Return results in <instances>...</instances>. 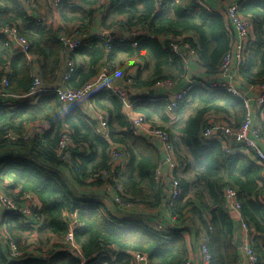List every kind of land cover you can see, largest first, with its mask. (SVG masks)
Here are the masks:
<instances>
[{"label":"trees","instance_id":"1","mask_svg":"<svg viewBox=\"0 0 264 264\" xmlns=\"http://www.w3.org/2000/svg\"><path fill=\"white\" fill-rule=\"evenodd\" d=\"M23 1L0 0V28L16 29L28 45L26 55L21 54L5 45L7 38L0 33V195L13 200L17 207L27 204L25 194L33 196L37 204L32 216L41 219L42 224L33 228V223L19 213L5 214L2 220L0 215V227L15 241L20 254L10 258L0 242V264H130L135 254L145 256L151 264H185V229L160 233L141 221H116L106 207L89 196L90 188H95L108 197L101 190V185L107 184L125 203L150 213L163 210L165 187L154 180L162 156L144 137L131 134L121 103L109 91L101 89L90 101L109 115L106 138L76 105L61 114L53 94L42 95L33 104H17L16 96L29 92L35 75L45 87L56 84L78 89L95 78L103 65L111 68L112 79L115 66L122 68L129 60L147 67L153 64L155 69L141 80L137 66L133 88H150L166 79L175 82L186 73L184 60L171 53L162 37L191 48L197 64L208 74L218 75L233 41L230 24L193 0H163L160 6V0H105V8L99 6L102 0H75L78 7H69L68 0H62L57 13L64 27L56 29L36 25ZM101 12L104 32H147L149 37H141L137 47L130 41L116 45L115 40L108 54L101 31L71 54L74 63L77 58L76 71L70 80L61 83L65 57L58 34L75 30L87 33L97 24V14ZM238 12L250 20L252 30L238 75L243 84L260 87L264 85V0H248ZM189 34L196 41L185 37ZM121 52L122 57L118 55ZM121 77L120 83H124L131 73ZM3 81L7 84L3 85ZM188 96L191 113L176 124L170 123L164 101L149 102V92L134 106L135 114L150 129L167 132L174 155L184 169L181 174L175 172L181 196L168 213L175 221L200 215L212 254L210 264H238L236 226L224 200L225 190H233L241 220L256 233L251 248L258 257L257 264H264V166L243 152L226 155L221 135L208 142L201 137L209 115L220 116L231 129H238L245 119L244 103L224 91L210 92L199 86L192 87ZM257 115L262 133L264 104ZM65 133L70 142L66 149H60ZM8 134L15 140L8 141ZM111 143L124 148L129 163L113 181L95 178L109 169ZM72 214L82 224L73 232L78 253L69 251L65 243L64 215Z\"/></svg>","mask_w":264,"mask_h":264},{"label":"built area","instance_id":"2","mask_svg":"<svg viewBox=\"0 0 264 264\" xmlns=\"http://www.w3.org/2000/svg\"><path fill=\"white\" fill-rule=\"evenodd\" d=\"M61 1L62 0H50L51 8L57 11L59 9ZM193 1L197 6L201 5L200 0ZM23 3L26 4L27 10L29 12L32 10V7H34L33 0H24ZM162 3L163 0H160L158 6L162 5ZM239 6L240 5L234 0H228L226 2L225 19L231 25L235 37L233 38V41L231 43L230 50L222 60L220 72L218 75H216V80L189 85L173 93L166 100L165 111L168 117H174L178 113L180 108L189 101L188 91L194 86H199L202 89L210 92L224 91L228 94L240 98L243 101L246 109L245 119L241 126L235 130L231 129L226 123L216 125L212 123H206L201 137L204 141L208 142L213 140L217 136V132L220 131L219 135L223 136L225 139L224 149L226 155L230 156L237 152H242V150H239V148L243 147L249 152L248 155H250L253 160L258 162L260 166H264V145L261 148L257 143V141L262 138V133L259 125L253 124L251 114V100L227 82V79L231 76L232 66L235 65L236 72H238L239 68L244 64L245 50L249 40L252 38L251 22L249 19L243 18L239 15ZM32 20L36 25L39 26H44L46 23L43 15H35L33 16ZM0 33L7 38V43L5 44L6 46H14L19 53L26 55L28 50L27 42L22 37H20L16 29L1 27ZM102 37L104 40L105 51L106 53L110 54L112 49L114 48L113 45L115 38L108 32H104L102 34ZM130 37L132 46L137 47L139 43L138 41L142 37L141 34L139 32L133 31ZM87 38V33H80L76 30L72 33L62 31L58 34V41L64 48L65 57L64 68L60 77L61 83L64 84L65 82L70 80V78L76 71V65L70 58V56L88 42L89 39ZM162 40L168 43V49L171 51V53L182 60H184L186 54L195 56V53L191 48L176 43L177 40H174L173 38L162 37ZM133 76L134 74L131 72V78H126L125 82L121 85H115L112 83V80L110 78L109 65L105 64L100 68L97 76L91 81L85 83L78 89H70L64 88L62 86H56L52 88L45 87L41 81V78L35 75L32 87L29 92L21 96H16L17 104H33L35 100L42 95L53 94L56 96L57 101L60 105V113L65 115L71 110L72 107H74L81 101H84L86 98L93 95L97 91L105 89L109 91L121 103L123 110L131 112L133 105L132 91L134 90V83L132 80ZM6 84V81H3V85ZM154 85L155 87L169 89L175 85V82L173 80L166 79L163 81H157L154 83ZM257 88L260 90L261 94L256 99V105L258 107H261L264 104V85ZM1 96L2 94L0 93V97ZM132 113L129 115L128 119L130 123L129 129L131 134L135 137H144V139H146V141L153 147L158 149L159 153H161L163 156L160 165L154 172V180L158 183L161 182V179L163 178V167H166L167 176L164 177L165 181L162 183L165 187L162 206L164 211H166L168 217L175 221V218L171 217L168 211L170 207L175 205V203L181 196V186L179 179L176 176L177 173L175 175V172L178 170H182L183 166H181L174 155L173 147L169 143V136L167 132L162 129H150L148 125L143 123L141 117L138 114ZM97 118L99 124L96 130L100 135L106 138V133L103 135V133H101L99 129L106 130L107 120L102 115H99ZM7 139L8 141H14L15 137L12 134H8ZM69 142L70 139L68 137V134L65 133L61 141L59 142V148L66 149V145ZM230 142L233 143V147L230 146ZM108 155L109 169L107 171L98 173L94 177L102 180L110 179L111 181H113L123 172L126 152L121 145L111 143L110 148L108 149ZM64 158L66 159V161H69L68 156H65ZM101 187L106 193L112 195V202L114 205L120 207L125 211L134 207L133 204L123 202V200L119 196L114 194L110 185L103 184L101 185ZM114 190L118 191L119 189L117 188ZM23 200H25L27 204L24 207H17L13 200L5 195H0L1 220L3 219L2 216H5V214L19 213L23 217H25L29 223H33V228H38V226L42 223L41 219L35 220V218H33L32 216L33 209L36 207L37 201L33 196L29 194H25ZM224 200L225 206L228 209L235 226H237V235L235 234V238L241 241L238 264H257L258 257L251 248V241L256 233L249 225L241 220L239 213L240 204L237 200L236 193L233 190L226 189ZM64 222L67 227L65 241V243L67 244L66 248L72 253H78V249L73 243V232L75 231V229L81 227L82 224L78 222L74 214L64 215ZM154 231L163 233L164 225L160 222H157L154 225ZM0 242L7 248L10 258H18L20 256L15 241L13 239H10L6 235L4 230L0 231ZM199 251L201 259L200 263L210 264L212 260V254L206 234L201 236ZM133 260L140 263L146 261L147 259L143 255L135 254L134 256H132V261ZM185 264L193 263L189 261V259H187Z\"/></svg>","mask_w":264,"mask_h":264},{"label":"crops","instance_id":"3","mask_svg":"<svg viewBox=\"0 0 264 264\" xmlns=\"http://www.w3.org/2000/svg\"><path fill=\"white\" fill-rule=\"evenodd\" d=\"M201 5H199L201 8L209 11L210 13H217L220 16H222L225 19V6L226 2L228 1H223V0H200ZM236 1V0H234ZM239 5L243 4L244 2L248 0H238ZM68 6L69 7H78V3L75 0H68ZM33 5L32 10L29 12V16L31 19L35 15H43L45 18V25H52L54 28L59 29L60 27H64L63 23L58 18V13L57 11L53 10L50 6V0H33ZM99 6L105 8V0H102ZM100 10V9H99ZM102 13V15H101ZM98 15L97 19V24H95L88 32V43H90L92 40H94L95 37H97L98 34H101V31L104 33L103 29L101 28V20L103 18L104 12H101ZM106 13V12H105ZM229 30L231 31L232 38L235 37L234 31L230 25ZM131 32H124V33H118L116 35L110 33V35H113V37L116 40V45L117 44H123V43H128L129 41L131 42ZM141 34V33H140ZM142 37L148 38L149 35L147 32H142L141 34ZM186 38H192L194 41H196V37L192 34L185 35ZM142 39V40H143ZM85 44V45H86ZM115 45V46H116ZM13 50H16V48L13 46ZM122 49V47L120 48ZM79 50V49H78ZM78 50L75 52L77 53ZM120 57H122L124 54L123 52L118 54ZM187 55V54H186ZM185 55L184 58V67H185V75L182 78H179V80L175 81V85L169 89L162 88V87H155L153 84L152 87L150 88H134L132 91V100H133V105H132V111H125L122 109V114L126 117V119H129V115L134 112V106L136 103H138L142 98L145 97L147 92H149V96L152 98L149 99V102L152 103L151 101H164L166 103V100L168 97H170L173 93L189 86V85H195V84H200L203 82H210V81H215L216 80V75H211L208 74L201 66H199L196 62V57L195 56H190V55ZM75 63L77 64V58L75 59ZM138 66V70L141 71L139 78L141 80L146 79L150 74L153 73L155 70L153 67V64L149 65L148 67L145 66L144 64H139L138 61L136 60H129L125 61L123 64V67L121 68L119 65H116L115 68L113 69V78L111 79L114 83H117L116 85H120V78L123 74L126 72H132L131 70H134L132 73L136 71V68ZM131 69V70H130ZM239 71V70H238ZM166 72V71H165ZM110 78H111V68H110ZM227 82L230 83L232 86H234L237 90H239L241 93H243L247 98H250L251 100V114H252V119H253V124L259 125V120H258V113H259V108L256 105V99L260 96L261 92L257 87L251 86L249 84H243L242 80L240 79L238 72H236V67L235 65L232 66L231 68V76L227 79ZM56 87L57 85H53L52 87ZM100 91H97L91 97L89 96L86 98L84 101H81L78 103L75 107L80 109V111L89 119L94 124L95 129L98 128V116L102 115L106 120H107V125L109 122V115L106 110L104 109H96L93 104H91V99L94 98L95 95H97ZM190 100L184 104L178 113L174 117H168L169 121L171 124H176L182 122L190 113H187L189 110L192 109L191 104L189 103ZM188 107V111L184 112V109ZM132 113V114H133ZM187 113V116L185 115ZM138 114V113H136ZM185 115V116H184ZM129 121V120H128ZM206 123H212V124H223L225 123L220 116L216 115H209L205 119ZM263 122V128H262V138L257 141L258 145L262 148L264 145V118L261 120ZM37 126V125H36ZM45 127V126H44ZM31 129V128H29ZM34 129V128H32ZM103 135L108 131V126L106 130H101L99 129ZM217 135L219 133L217 132ZM145 136V135H144ZM217 138V136L215 137ZM231 147H233V143H229ZM158 150V149H157ZM239 150H242L243 153L248 155V151L244 149L243 147H240ZM161 154V153H160ZM162 156V154H161ZM163 156L161 157V159ZM254 161V160H253ZM256 162V161H255ZM129 163V158L126 153V159L124 162V169L127 167ZM258 165H260L257 162ZM123 169V170H124ZM184 171L178 170L177 173L181 174ZM167 176V168L163 167V178L161 179L160 183H163L165 181V178ZM91 192L89 196L94 200L97 201L98 203H101L107 212L110 213V215L119 222L125 221V222H133V221H141L144 222L148 227L151 229H154V225L157 222H160L164 225V232L163 233H168L171 230L174 229H185V232L183 233V237L185 239V244H186V249H187V255L189 261H191L193 264H201V259H200V251H199V243L201 236L206 234V230L204 226L202 225V220L199 218L201 217L200 215H191L189 219H186L185 221H173L170 217H168L166 211L161 210L159 212H152L144 210L143 207H138L134 206L133 208L125 211L121 209L120 207L116 206L112 202V195L108 193V197H103L101 194L100 190H96L95 188H90ZM102 190V187H101ZM104 191V190H103ZM205 220V216L203 215L202 217ZM36 220V219H35ZM42 224V223H41ZM41 224L38 226V228L41 227ZM237 229V226H236ZM3 230L2 227H0V231ZM237 235V232H236ZM238 239L235 238V241ZM130 264H151L148 260L143 261V262H135L134 260L131 261Z\"/></svg>","mask_w":264,"mask_h":264},{"label":"rangeland","instance_id":"4","mask_svg":"<svg viewBox=\"0 0 264 264\" xmlns=\"http://www.w3.org/2000/svg\"><path fill=\"white\" fill-rule=\"evenodd\" d=\"M130 70H131V69H130ZM131 71L133 72L134 70H131ZM124 75H125V74H124ZM123 78H124V77H123ZM121 80H122V77L120 78V82H121ZM112 83L115 84V85L117 84V83H114L113 81H112ZM121 84H122V83H121ZM121 84H120V85H121ZM187 111H188V107H186V108L184 109V112H187ZM190 111H191V110H189L187 113H190ZM187 113L185 114L186 116H187ZM185 115H184V116H185ZM109 214H110V213H109ZM32 237H35V235H33Z\"/></svg>","mask_w":264,"mask_h":264},{"label":"water","instance_id":"5","mask_svg":"<svg viewBox=\"0 0 264 264\" xmlns=\"http://www.w3.org/2000/svg\"><path fill=\"white\" fill-rule=\"evenodd\" d=\"M111 36H113V35H111ZM218 133H220V131H218ZM235 246H236V248H240L241 247V241L240 240L235 241Z\"/></svg>","mask_w":264,"mask_h":264}]
</instances>
